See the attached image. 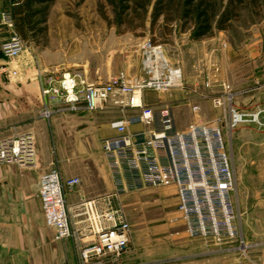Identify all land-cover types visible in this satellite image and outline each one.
<instances>
[{
	"label": "rangeland",
	"instance_id": "374dc122",
	"mask_svg": "<svg viewBox=\"0 0 264 264\" xmlns=\"http://www.w3.org/2000/svg\"><path fill=\"white\" fill-rule=\"evenodd\" d=\"M100 5L104 6L103 0L54 2L47 17L45 39L38 46L29 42L33 52L28 54L35 63L43 67L44 75L59 79L62 74H79L87 83L93 84L108 83L121 73L128 78L142 75L139 46L143 41H150L149 35L117 34L115 28L108 26L100 17L98 12ZM103 10L104 14L110 17L109 9ZM247 30L249 32H245ZM230 31L234 34V41L242 39L244 42L259 35L261 31L264 32V2L259 8L247 6L242 9L239 19L233 23ZM13 33L15 34L14 28ZM4 36L10 38L11 33ZM186 37L189 39L188 33L181 34L174 27L171 36L164 37L156 33L155 42L150 44L160 49L170 68L179 70L180 63L183 62L182 53ZM22 42L26 46V43ZM3 61L5 62L4 59ZM212 68L213 71L217 69L215 66ZM207 76H204L201 85L190 86L182 79L181 86L168 92L145 94H148L149 102L159 103L173 93L185 91L187 88L194 89V92L186 98L174 100L168 108L173 107L178 122L187 126L207 123L220 127L228 154L231 152L234 154L236 143L242 145L246 143L250 149L251 143L264 142V128L252 123L240 124L233 129L228 126L229 109L245 114L257 110L264 111V80L254 81L241 90H234L226 83H219L215 79L216 83L213 82L209 88H205ZM222 84L228 87L232 99L225 103L224 108H214L211 100L224 94ZM193 107H197L198 111L193 112ZM152 111L160 113L162 110ZM68 114L59 115V134H50L53 145L50 147L49 164L40 166L36 158V164L31 168L1 169L23 172L45 169L44 173L57 170L63 180L78 179L77 186L64 189V196L72 231L81 232L84 226L80 223L81 218L78 217L76 210L79 203L102 199L113 192H105L104 187L98 185L100 177L109 173L103 160L105 158L100 148L97 130L91 126V120L87 117L73 118ZM260 120L264 123V114ZM143 128L145 132L150 130L148 127L143 126ZM244 150L242 149L241 152ZM244 168V166L240 167L239 171V183L242 187ZM94 181L97 182L95 186H93ZM97 189L101 191V195L90 198V194ZM241 195L243 194L240 192L236 198L235 211L243 245L237 241L216 245L212 241L190 239L184 233L178 214L176 189L173 185L137 190L127 188L118 201L112 203V206L121 209L130 226L129 246L121 264H262L264 226L261 224L260 215H257V224L254 227L251 228L246 224L244 198ZM0 232L1 236L6 234L12 241V245L7 247L9 253L7 257L10 262L2 260L5 248L1 247L0 264H69L70 258L59 256L56 252V243L52 241L53 233L43 225L38 211L30 213L27 229ZM18 239L23 241L22 245H16ZM40 240L43 245H38L37 241ZM67 240L76 251L78 261L79 244L73 239Z\"/></svg>",
	"mask_w": 264,
	"mask_h": 264
},
{
	"label": "built area",
	"instance_id": "2783aa9c",
	"mask_svg": "<svg viewBox=\"0 0 264 264\" xmlns=\"http://www.w3.org/2000/svg\"><path fill=\"white\" fill-rule=\"evenodd\" d=\"M10 11L0 13L1 29L11 33L0 44L5 64L0 74L18 77L15 63L26 51L25 44L13 33ZM142 75L128 78L119 74L108 83H87L79 74H62L59 79L38 73L37 82L44 101L42 118L53 114L48 101L63 105L70 114L101 112L110 103L119 109L139 111L137 119L118 123L117 137L105 140L102 153L114 177L115 190L102 199L82 201L76 207L83 231L73 232L66 207L64 189L79 184L78 179L63 180L57 170L38 177L36 197L44 226L52 231V240L73 239L79 244V264H121L130 241V226L121 209L112 206L127 188L134 190L174 186L179 219L190 239L212 241L216 245L238 242L237 214L232 200L235 190L230 157L220 127L207 123L190 124L182 132H171L169 111L159 113L158 129L151 108L144 106L143 94L164 93L181 86L178 69H172L158 47L149 41L139 46ZM217 69L208 75L204 87L215 80ZM224 94L211 100L214 108H224L232 99L228 87ZM197 112V107L192 108ZM263 110L251 114L229 109L230 129L244 123L264 128ZM138 120L150 130L128 133L126 127ZM35 138L32 133L15 134L0 139V168H31L36 164ZM85 241H88L85 243Z\"/></svg>",
	"mask_w": 264,
	"mask_h": 264
},
{
	"label": "crops",
	"instance_id": "0c3cea01",
	"mask_svg": "<svg viewBox=\"0 0 264 264\" xmlns=\"http://www.w3.org/2000/svg\"><path fill=\"white\" fill-rule=\"evenodd\" d=\"M4 11H10L11 13L10 0H0V13ZM245 32H249V30ZM4 34L9 33L1 29L0 44L8 39ZM253 37L250 38L251 41L248 39L245 42L242 39L234 41L232 31L217 32L212 38L201 42H191L186 37V44L184 42L185 48L182 53L183 62L180 63L179 67L183 81L190 86L203 84L204 76L212 74V66L218 69L215 79L219 83H226L234 90H241L254 81L264 80V32L261 31L259 35ZM25 43L26 51L15 63L18 77L13 79L0 74V139L15 134L32 133L35 137L36 156L39 165L45 166L51 160L50 147L53 144L50 141V134H59V115L66 116L68 113L62 110L63 105L51 100L48 101L47 108L52 110L53 114L48 121L42 118L41 112L46 101L40 95L37 75L45 72V70L33 61V58L28 54V52H33V49L29 43ZM181 45L183 46V44ZM3 64L5 62L0 56V65ZM193 92L194 89L187 88L185 91L173 93L159 103L149 102L148 94H143L142 102L144 106L152 110L167 108L171 120V132H182L186 129L187 124L178 122L175 116L176 113L173 112L174 108H168V106L174 100L184 99ZM68 115L73 118L87 117L91 120V126L97 130L102 151L105 140H112L117 137L115 128L118 123L129 119H137L139 111L119 109L108 103L101 112ZM154 117V128L158 129L159 113H154ZM143 130V125L138 120L132 121L126 127L128 133H137ZM247 146L246 143L243 145L236 143L234 154L229 153V157L235 185L232 194L234 208L237 202L236 198L241 192L243 194L241 196L244 198L246 224L252 228L257 224V215H260L261 224L264 226V142L251 143L250 149ZM242 149H245L244 152H241ZM103 160L109 174H103L98 181V185L103 186L105 192L111 193L115 190L114 177L106 159ZM242 166L245 167L244 180H242L244 182L243 187L239 183V171ZM44 170L23 172L16 170L4 171L0 168V231L27 229L30 213L35 211L40 212L42 218L40 203L36 194L38 177L44 173ZM96 183L94 181L93 186ZM241 188H243V192ZM99 195H101V191L97 189L90 194V198ZM37 242L38 245H43L42 240ZM22 243L21 239H18V242L16 241V245H22ZM55 243V249L59 256L70 258L69 264L78 263L76 251L70 241L63 240ZM11 245V239H8L6 234L4 236L0 234V251H2L1 247L5 248L4 259H2L5 262H10L7 257L9 255L7 247ZM262 264H264V261Z\"/></svg>",
	"mask_w": 264,
	"mask_h": 264
},
{
	"label": "trees",
	"instance_id": "16d2710c",
	"mask_svg": "<svg viewBox=\"0 0 264 264\" xmlns=\"http://www.w3.org/2000/svg\"><path fill=\"white\" fill-rule=\"evenodd\" d=\"M56 0H10L15 34L24 42L40 45L46 36L50 7ZM99 15L117 34L171 36L174 27L188 33L191 42L231 30L247 6L259 8L264 0H103ZM109 9L110 17L104 14Z\"/></svg>",
	"mask_w": 264,
	"mask_h": 264
}]
</instances>
